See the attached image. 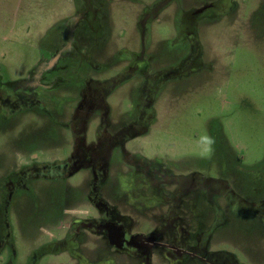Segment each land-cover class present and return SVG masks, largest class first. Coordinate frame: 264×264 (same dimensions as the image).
Returning a JSON list of instances; mask_svg holds the SVG:
<instances>
[{
	"label": "flooded vegetation",
	"instance_id": "af4514ba",
	"mask_svg": "<svg viewBox=\"0 0 264 264\" xmlns=\"http://www.w3.org/2000/svg\"><path fill=\"white\" fill-rule=\"evenodd\" d=\"M159 1L143 11V38L179 0H167L163 7ZM112 3L68 0V10L42 36L38 58L24 73L8 63L7 52L0 55V144L10 134L15 141L31 113L47 117L55 135H65L61 139L69 143L51 161L43 153H12L11 168L0 174V264H18L15 214L24 200L36 195L30 183L61 181L67 188L71 179L85 172V205L64 210L57 235L40 240L24 264H40L47 253L75 264H247L233 247H224L223 242L236 245L232 230L230 237L224 233L231 222L251 219L259 221L264 232V209L259 206L264 208V197H256L264 189H253L248 197L235 179L174 174L167 164L149 160L134 146L156 122L166 81L214 70L205 60L199 27L205 20L232 16L237 5L234 0H207L192 12L181 10L177 34L189 49L180 64L158 70L151 39L140 52L123 48L104 62L94 56L112 37ZM153 4L162 9L151 12ZM72 60L85 67L81 77L70 73L76 79L64 73ZM135 81L149 91L140 95L138 108L131 102L129 111L117 113V92ZM50 103L55 104L53 111ZM235 172L245 178L255 173L239 165ZM251 182L246 179L247 188ZM239 207L248 211H238ZM97 243L104 247V256H94L89 249ZM259 264H264V257Z\"/></svg>",
	"mask_w": 264,
	"mask_h": 264
},
{
	"label": "rangeland",
	"instance_id": "374dc122",
	"mask_svg": "<svg viewBox=\"0 0 264 264\" xmlns=\"http://www.w3.org/2000/svg\"><path fill=\"white\" fill-rule=\"evenodd\" d=\"M154 1L113 0L110 7L112 37L107 44L98 47L94 56L104 62L123 48L140 52L145 46L148 48L151 39L156 69L180 64L189 48L177 34L179 13L189 9L192 12L207 0L175 2L148 28L150 34L146 33L143 38L139 24L143 11ZM160 1L161 7L167 2ZM234 2L236 13L221 20H205L198 30L205 60L214 70L204 69L184 79L166 81L157 103L156 122L134 146L149 160L167 164L174 174L196 173L207 178L235 179L241 184L242 191L244 189V195L252 197L253 189H264V0ZM155 5L151 12L162 9ZM68 7V0H0V55L7 52L8 63L18 68L16 71L26 72L38 58V50L43 46L42 36ZM69 66L70 70L64 69L67 76L78 72L81 77L85 72V67L77 60L69 62ZM139 82L125 85L117 92V113L129 111L131 102L137 108L141 105L140 95L149 89L141 87ZM54 108L55 104L50 103L48 109L53 111ZM64 136L55 135L47 117L29 114L15 141L11 142L10 134L0 144V174L11 168L12 153L20 152L28 157L43 153L44 159L51 161L69 144L61 139ZM236 165L255 173L245 178L235 172ZM246 179L252 181L249 188ZM88 182L89 176L85 172L70 180L73 188L69 184L63 188L61 181L30 183L36 195L30 196L27 202L24 200L15 214L18 264L27 262L28 255L38 247L40 240L57 235L56 224L61 221L64 210L85 205L81 199ZM108 193L113 196L114 192L108 190ZM256 195L264 197V191ZM239 208L238 211H248ZM127 212L131 214V210ZM131 217L136 219L134 213ZM230 229L236 245L223 242L224 247H233L236 254L248 261L247 264H259L264 257V251H261L264 232L260 222L255 219L231 222L224 236H231ZM89 249L94 256L105 254L99 243ZM47 255L49 253L40 264H75L53 254Z\"/></svg>",
	"mask_w": 264,
	"mask_h": 264
},
{
	"label": "crops",
	"instance_id": "0c3cea01",
	"mask_svg": "<svg viewBox=\"0 0 264 264\" xmlns=\"http://www.w3.org/2000/svg\"><path fill=\"white\" fill-rule=\"evenodd\" d=\"M69 5V4H68ZM226 17H229V16H226Z\"/></svg>",
	"mask_w": 264,
	"mask_h": 264
}]
</instances>
